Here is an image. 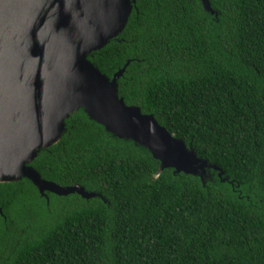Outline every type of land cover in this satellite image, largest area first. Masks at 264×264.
Instances as JSON below:
<instances>
[{
  "label": "trees",
  "instance_id": "16d2710c",
  "mask_svg": "<svg viewBox=\"0 0 264 264\" xmlns=\"http://www.w3.org/2000/svg\"><path fill=\"white\" fill-rule=\"evenodd\" d=\"M209 3L134 0L88 59L222 175L161 168L79 109L31 166L101 196L0 182V264H264V0Z\"/></svg>",
  "mask_w": 264,
  "mask_h": 264
},
{
  "label": "water",
  "instance_id": "95a60500",
  "mask_svg": "<svg viewBox=\"0 0 264 264\" xmlns=\"http://www.w3.org/2000/svg\"><path fill=\"white\" fill-rule=\"evenodd\" d=\"M201 2L213 13L209 0ZM133 3L0 0V182L27 178L41 195L101 196L79 185L46 181L31 166L40 150L60 139L65 120L79 109L106 132L147 149L161 168L202 180L210 169L222 175L152 114L118 97L117 79L124 68L110 79L88 59L121 33Z\"/></svg>",
  "mask_w": 264,
  "mask_h": 264
}]
</instances>
